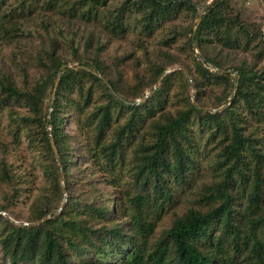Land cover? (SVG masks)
I'll list each match as a JSON object with an SVG mask.
<instances>
[{
    "label": "trees",
    "instance_id": "trees-1",
    "mask_svg": "<svg viewBox=\"0 0 264 264\" xmlns=\"http://www.w3.org/2000/svg\"><path fill=\"white\" fill-rule=\"evenodd\" d=\"M5 1L0 0V31L4 33L18 29L15 20L19 22L25 11L29 14L38 6L97 18L98 6L105 4V0H19L7 7ZM181 7L196 13L190 0H124L104 27L119 35L129 29L130 13L137 11L142 15L134 25L151 33ZM190 32L193 63L182 65L187 74L174 68L159 78L166 67L154 65L149 82L136 78L127 86L122 79L111 77L97 57L84 60L74 56L76 64L61 68L67 62L54 48L43 64L45 73L32 83L19 88L9 79L0 82L1 108L13 100L26 109L16 122V138L22 133L33 151L46 191L57 201L64 199L55 212L51 198L43 194L26 223H16L0 213V264H264V246L256 231L264 226V216L258 211L264 205V152L243 131L244 114L239 113L242 107L252 119L264 116V71L255 68L264 55V38L255 22L244 21L234 12L231 0H211ZM222 50L253 51L255 62L241 60L227 66ZM229 67L233 79L232 72L219 71ZM173 80H179V90L174 93L180 107L171 113L164 105ZM215 87H222L223 98L210 101L213 97L208 92ZM147 88L150 93L137 101ZM227 101L221 110L206 109L219 108ZM145 122L152 141L138 136ZM191 126L197 132L218 136L222 178L201 196L206 209L189 207L175 216L158 238L149 241L157 220L174 198L173 191L185 186L197 168L191 152ZM128 148L135 159L128 168L135 191L126 194L128 202L118 199L117 206L107 210L104 204L85 200L80 208L69 193V185L75 182L70 168L87 161L98 170L118 162L125 165ZM9 166L0 159V181L13 183ZM88 174L79 182L94 187V171ZM236 176L248 188L247 192L242 189L247 203L242 214L235 207L241 198H235L229 189ZM0 210L6 211V206ZM244 211H251L247 224L242 222ZM255 211L256 216H251ZM119 213L128 219L112 223ZM214 223L218 225L215 235L210 230Z\"/></svg>",
    "mask_w": 264,
    "mask_h": 264
},
{
    "label": "rangeland",
    "instance_id": "rangeland-1",
    "mask_svg": "<svg viewBox=\"0 0 264 264\" xmlns=\"http://www.w3.org/2000/svg\"><path fill=\"white\" fill-rule=\"evenodd\" d=\"M18 1L6 0L3 5L15 6ZM123 2L124 0H105L104 5L98 6L97 18L92 15L89 18L76 14L71 16L69 11L64 12L63 8L51 9L46 5L38 6L29 14L25 11L19 22L15 20V26L18 25V29L10 30L8 33L0 31V82L9 79L19 88H22L25 82L32 83L45 73L43 64L54 48L56 54L67 63L76 64L74 56H80L84 60L97 57L111 77L122 79L127 86L135 83L136 78L149 82L152 77L150 68L154 65L165 66V70L169 72L178 68V65L190 66L193 63L188 38L192 35L190 29L193 30L197 24V13L200 9L197 5L202 0H190L196 6L195 14L189 8L181 7L168 18L160 21L151 33L143 31L139 24L134 25L142 14L137 11L132 12L128 17L129 22L127 21L129 29L116 35L109 31V28L107 30L104 25ZM231 5L241 19L255 22L260 27L264 38V7L261 2L259 0H231ZM193 49L200 59L197 49ZM220 53L224 57L223 60L228 62L227 66L237 64L241 60L251 64L255 62L253 51L222 50ZM209 67L215 69L211 65ZM255 68L264 71V55L255 63ZM229 69L232 68L229 67ZM231 77L234 78V72ZM178 86L179 80H173L169 99L164 105V110H169L171 113L180 107L175 101ZM221 91L222 87H215L209 91V95L213 97L210 101L223 98ZM145 93H149V88ZM0 96H2L1 89ZM227 103L221 106L225 107ZM206 109L215 108L207 107ZM25 110L19 101H9L8 105L2 108L0 105V159L10 164L13 179V183L0 181V206H6V211L0 210V213H5L16 223H26L27 217L37 206L35 204L41 203L40 198L43 194L48 199L51 198L55 212L61 209V202L64 200L58 198L60 201H57L54 195L46 191L47 183L36 159L33 158V151L27 147L22 133H20V139L16 138L18 136L16 122H19L20 116L25 115ZM239 113L244 114L241 124L244 126L243 131L254 138L253 142L257 148L264 152V116L261 119H252L246 115V110L242 107L239 108ZM190 129L194 135L191 152L196 159L197 168L192 174L190 173L185 186L173 191L174 198L157 220L149 241L158 238L162 230L171 224L173 218L181 215L189 207L206 209L207 204L201 196L222 178L221 167L223 166H218V159H221L218 156L220 150L218 136L211 137L207 133L197 132L192 126ZM149 131L148 122H145L138 136L142 135L147 141H152ZM124 158L125 165L118 162L115 166L102 170H98L88 161L70 168L69 174L75 182L73 183L72 180V185H69V193L78 202L80 208L85 200L89 202L93 200L95 204H104L107 210L115 208L118 199L123 198L124 200L125 198L124 201L128 202L126 194L131 195L135 192L131 186L132 179L128 169L135 161L131 148H128ZM91 170L94 171L96 178L92 181L94 187L79 182L89 175L88 172ZM232 182L229 189L235 198H241L235 207L237 212H242L246 210L244 208L247 205L246 194L243 195L242 189L245 187V192H247L248 188L245 182L237 176ZM62 185H64L63 180ZM57 206H59L58 209H55ZM258 211L261 216H264V205ZM258 211L251 216L255 217ZM250 212H243L244 221L242 222L245 224L249 221ZM112 218L114 224H122L128 219L121 213ZM97 223L94 224L98 225ZM210 230L214 235L218 234V225L214 223ZM256 231L262 238L264 246V226H260Z\"/></svg>",
    "mask_w": 264,
    "mask_h": 264
},
{
    "label": "water",
    "instance_id": "water-1",
    "mask_svg": "<svg viewBox=\"0 0 264 264\" xmlns=\"http://www.w3.org/2000/svg\"><path fill=\"white\" fill-rule=\"evenodd\" d=\"M210 1H211V0H202V2H201L200 4L197 5L198 7H200V9L198 10V13H197V14H198L197 23H198L199 20H200V17H201L202 12H203V8H204L205 5H206L207 3H209ZM259 1L261 2L262 6L264 7V0H259ZM195 28H196V24H195V26H194L193 31L195 30ZM192 39H193V38H192ZM72 65H74V63H63V64L61 65V68L66 67V66H72ZM178 68L184 69L183 66H181V65H178ZM219 70L222 71V72H234V71L231 70V69H219ZM184 71H185V73L187 74V71H186L185 69H184ZM165 72H167V70H164V71L160 74L159 78H160L161 75H162L163 73H165ZM100 76H101V75H100ZM59 77H60V72L57 73L56 78H55V81H54L53 92H52V98L54 97V91H55V89H56V85H57V83H58ZM101 78H102L103 81L109 86V84H108V82L106 81V79H105L103 76H101ZM156 83H157V81H156ZM236 85H237V81H236V82L234 83V85H233V88H232L231 95H230L229 99L232 97V94L234 93V90H235ZM109 88H110L111 92L114 93L113 89H112L110 86H109ZM149 93H150V92H149ZM149 93H145V94H144V95H143L138 101H141V100H142L144 97H146ZM114 94H115V93H114ZM52 98H51V102H52ZM227 102H228V101H227ZM222 108H224V106H221V107L216 108V109H211V110H220V109H222ZM49 135H50V144H51L52 150H53V152H54V156H55L56 159H58L57 149H56L55 144H54V141H53V139H52V137H51L50 129H49ZM4 215H6V214L4 213ZM6 216H7V215H6ZM45 218H47V217H44V219H45Z\"/></svg>",
    "mask_w": 264,
    "mask_h": 264
}]
</instances>
